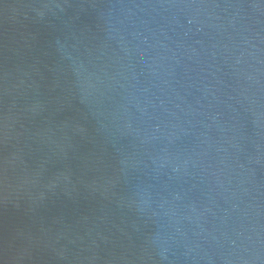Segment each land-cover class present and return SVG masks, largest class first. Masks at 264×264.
Instances as JSON below:
<instances>
[{
    "label": "water",
    "instance_id": "1",
    "mask_svg": "<svg viewBox=\"0 0 264 264\" xmlns=\"http://www.w3.org/2000/svg\"><path fill=\"white\" fill-rule=\"evenodd\" d=\"M0 264H264V0H0Z\"/></svg>",
    "mask_w": 264,
    "mask_h": 264
}]
</instances>
